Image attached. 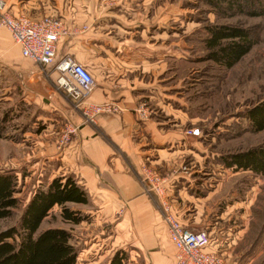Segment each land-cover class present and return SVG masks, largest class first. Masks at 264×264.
<instances>
[{
	"label": "crops",
	"instance_id": "obj_1",
	"mask_svg": "<svg viewBox=\"0 0 264 264\" xmlns=\"http://www.w3.org/2000/svg\"><path fill=\"white\" fill-rule=\"evenodd\" d=\"M4 1L14 15L24 13L38 19L55 14L68 27L85 25L84 32L58 41L55 60L72 58L92 74L95 86L88 102H110L119 107L117 112L98 115L92 123L85 121L56 86L54 66L40 68L24 58L9 31L0 25V73L9 70L20 78L9 88L14 91L19 87L20 99L37 106L36 122L43 126L32 133L36 137L31 144L34 157L28 167L49 171V163L50 179L70 174L85 190L86 203L66 205L88 216L72 225L82 226L81 233L84 230L88 242L84 250L90 253L91 264H107L117 250L127 253L126 264H177L159 200L141 182V168L149 166L167 177L172 208L187 229L208 217L210 210L204 205L219 196L223 179L214 174L227 167L207 163L199 138L191 143L184 132L187 117L169 108V81L163 78L169 38L167 29L158 32L167 25V18H144L129 1L114 6H107L104 0ZM26 77L40 88L25 85ZM5 80L9 83L10 77ZM66 122L76 124L78 132L58 150L56 139ZM190 152L198 154L193 160L194 173L212 169L198 180L178 169ZM204 187L207 191L202 196L189 192ZM213 215L218 217V213ZM220 247L211 241L207 250L223 255Z\"/></svg>",
	"mask_w": 264,
	"mask_h": 264
},
{
	"label": "rangeland",
	"instance_id": "obj_2",
	"mask_svg": "<svg viewBox=\"0 0 264 264\" xmlns=\"http://www.w3.org/2000/svg\"><path fill=\"white\" fill-rule=\"evenodd\" d=\"M120 1L132 2L144 18L145 15L167 18V25L159 27L158 32L167 29L169 38V56L165 62V69L168 68L166 77L163 76L169 81V108L179 110L187 117L184 132L191 137V143H196L195 138H199L207 163L213 162L224 169L223 156L264 143V130L251 131L243 116L249 106L264 98V14H249L254 8L243 1L241 3L248 10L239 11L236 6L228 5L219 7L208 0H104L108 2L107 6ZM253 1L258 4L257 0ZM216 24L248 27L257 33L258 42L231 68L205 57L207 27ZM13 74L9 70L0 73V117L4 112L9 113L4 123L7 127L4 134L8 136L0 137V172L16 174L18 203L10 216L0 218V231L18 226L27 202L35 190L46 183L45 170L36 172V167L32 171L31 166L28 167L34 157L31 144L36 137L32 133L43 127L36 122L39 111L36 105L20 99L22 90L19 87L14 91L9 88L11 82L14 85L16 81L20 82ZM28 75H33L32 70ZM8 76L9 83L5 80ZM24 81L25 85L40 88L34 80L27 81L26 77ZM69 102L74 105L71 100ZM196 130L198 134H195ZM196 156L197 153L190 152L178 169L198 180L202 173L212 169L206 167L205 171L194 173ZM214 176L223 178L220 179L219 196L205 203V208L210 210L208 217H201L187 229L207 231L212 243L220 244L226 264H264V175L230 167L220 174L216 171ZM205 191V187L189 190L199 196ZM60 210L59 206H54L35 234L52 227L68 230L77 251V264H91V255L84 250L88 242L84 239V230L81 233L82 226L76 227L63 220ZM216 213L218 217H214Z\"/></svg>",
	"mask_w": 264,
	"mask_h": 264
},
{
	"label": "trees",
	"instance_id": "obj_3",
	"mask_svg": "<svg viewBox=\"0 0 264 264\" xmlns=\"http://www.w3.org/2000/svg\"><path fill=\"white\" fill-rule=\"evenodd\" d=\"M208 1L219 7L236 6L239 11L248 10L245 4L254 8L248 12L249 14H264V1L261 0H257L256 5L253 0ZM207 29L209 36L204 40L205 57L225 68L235 65L258 42L256 31L248 27L216 24L208 26ZM243 113L251 131L264 130V98L253 103ZM8 114L4 112L0 117V137L8 136L7 133L4 134L7 128L4 123L8 120ZM222 161L227 168L234 167L236 170H249L264 175V143L227 154L222 157ZM45 177L46 183L35 190L24 207L18 226L0 231V264H77V251L71 243V234L68 230L52 227L35 233L54 206L60 207V216L65 221L76 224L87 220L86 214L66 205L68 202L86 203L87 194L73 175H57L50 179L49 171L45 170ZM17 192L16 174L0 172V218L12 214V209L18 203ZM126 261L127 253L124 250H117L107 264H126Z\"/></svg>",
	"mask_w": 264,
	"mask_h": 264
},
{
	"label": "built area",
	"instance_id": "obj_4",
	"mask_svg": "<svg viewBox=\"0 0 264 264\" xmlns=\"http://www.w3.org/2000/svg\"><path fill=\"white\" fill-rule=\"evenodd\" d=\"M0 25L9 31L24 58L31 60L40 68L54 66L57 72L56 86L74 103V107L80 110L85 121L92 123L100 114L119 111V107L110 102L87 101V96L95 86V80L84 65L69 57L55 60L58 41L65 36L84 32L85 25L68 27L64 20L55 14L38 19L24 13L14 15L8 11L4 0H0ZM138 111L142 116H146L143 109L138 108ZM77 132L76 124L66 122L59 130L56 139L57 149L62 150L66 147ZM195 134H198L197 130ZM140 180L159 200L169 238L175 246L177 264H226L222 255L207 250L211 243L207 231H189L179 221L168 196L166 176L143 166Z\"/></svg>",
	"mask_w": 264,
	"mask_h": 264
}]
</instances>
